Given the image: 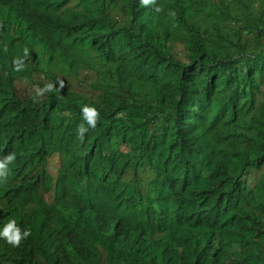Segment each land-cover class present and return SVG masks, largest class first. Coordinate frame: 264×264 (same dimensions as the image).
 <instances>
[{
  "label": "trees",
  "instance_id": "1",
  "mask_svg": "<svg viewBox=\"0 0 264 264\" xmlns=\"http://www.w3.org/2000/svg\"><path fill=\"white\" fill-rule=\"evenodd\" d=\"M0 152V264H264V0H0Z\"/></svg>",
  "mask_w": 264,
  "mask_h": 264
},
{
  "label": "clouds",
  "instance_id": "2",
  "mask_svg": "<svg viewBox=\"0 0 264 264\" xmlns=\"http://www.w3.org/2000/svg\"><path fill=\"white\" fill-rule=\"evenodd\" d=\"M142 3L147 5L150 3V0H142ZM24 55L25 56L29 55V51L27 48L24 49ZM14 63L17 66V70L22 69L23 64L21 60L17 59L16 61H14ZM60 84L61 87H63V81H61ZM53 87L54 85L49 84L47 85L45 90L51 91ZM81 112H82V122L77 126L76 133L81 139H83L85 133L89 131V128H94L96 126L98 112L94 106H89V105L83 106ZM85 124L87 126H85ZM14 159H15L14 154H10L4 157L3 159V156L0 152V192L10 187L11 176L9 173L8 165ZM0 225H2L0 226V240L4 242L7 241L9 244L12 245L20 244L22 238H26L30 234L29 231L26 229L22 232L21 228L17 226L15 220H9L8 218H0Z\"/></svg>",
  "mask_w": 264,
  "mask_h": 264
},
{
  "label": "rangeland",
  "instance_id": "3",
  "mask_svg": "<svg viewBox=\"0 0 264 264\" xmlns=\"http://www.w3.org/2000/svg\"><path fill=\"white\" fill-rule=\"evenodd\" d=\"M78 90H82L85 94H89V90L86 89V88H83V89L78 88ZM131 148H132V147H124V146H123L121 149L124 150V151H126L127 153H129V152L131 151ZM59 164H60V160H59L58 157L53 158V159L50 161V163H49V166H50V168H51L50 171H51L54 175L56 174L57 166H59ZM61 190H62V188H61V187H58V189H57V200H59L60 197H61ZM51 194H52V192H51ZM47 198L49 199V197H47Z\"/></svg>",
  "mask_w": 264,
  "mask_h": 264
},
{
  "label": "bare ground",
  "instance_id": "4",
  "mask_svg": "<svg viewBox=\"0 0 264 264\" xmlns=\"http://www.w3.org/2000/svg\"><path fill=\"white\" fill-rule=\"evenodd\" d=\"M164 38H165V36H164Z\"/></svg>",
  "mask_w": 264,
  "mask_h": 264
}]
</instances>
